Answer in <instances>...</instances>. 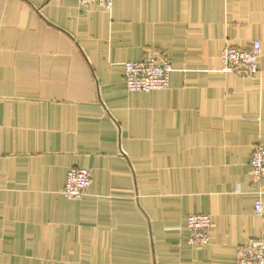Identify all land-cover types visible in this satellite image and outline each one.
<instances>
[{"label":"crops","instance_id":"obj_1","mask_svg":"<svg viewBox=\"0 0 264 264\" xmlns=\"http://www.w3.org/2000/svg\"><path fill=\"white\" fill-rule=\"evenodd\" d=\"M255 42L256 74L220 71ZM153 52L170 87L129 92L125 64ZM257 147L264 0H0V264H236L264 242ZM73 168L92 174L81 200Z\"/></svg>","mask_w":264,"mask_h":264},{"label":"built area","instance_id":"obj_2","mask_svg":"<svg viewBox=\"0 0 264 264\" xmlns=\"http://www.w3.org/2000/svg\"><path fill=\"white\" fill-rule=\"evenodd\" d=\"M89 7L98 5L111 10L117 0H80ZM261 44L255 42L251 50H240L226 46L221 54L220 71L223 73H247L254 75L258 71V59ZM173 66L162 59L158 52L149 54L139 62L125 64V84L129 92L163 91L170 87ZM250 167L256 178L264 177V148L254 149ZM92 185V174L82 168H73L68 173L64 195L73 200L83 199ZM256 213L261 214L264 206L261 200L256 202ZM189 241L193 245L206 246L211 240L212 218L208 215H193L187 221ZM236 264H264V242L253 241L241 245L237 251Z\"/></svg>","mask_w":264,"mask_h":264}]
</instances>
